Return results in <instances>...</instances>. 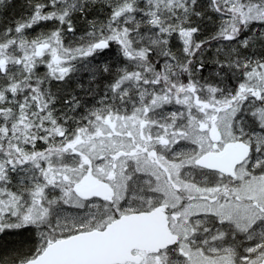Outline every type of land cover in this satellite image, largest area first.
Instances as JSON below:
<instances>
[{"label": "snow or ice", "instance_id": "6c2138e0", "mask_svg": "<svg viewBox=\"0 0 264 264\" xmlns=\"http://www.w3.org/2000/svg\"><path fill=\"white\" fill-rule=\"evenodd\" d=\"M0 264H264V0H0Z\"/></svg>", "mask_w": 264, "mask_h": 264}]
</instances>
